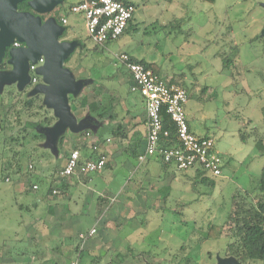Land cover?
<instances>
[{
  "label": "rangeland",
  "instance_id": "1",
  "mask_svg": "<svg viewBox=\"0 0 264 264\" xmlns=\"http://www.w3.org/2000/svg\"><path fill=\"white\" fill-rule=\"evenodd\" d=\"M71 1L53 13L55 21ZM123 1L134 5L133 17L124 35L103 54L114 59L117 68V56L129 52L159 74L182 75L174 80L188 94L186 112L198 120V131L214 141L223 163L221 176L204 172L192 187L195 172H182L181 202L186 207L180 214L160 217L159 210L158 216L146 217L149 226L131 235L143 245L139 241L113 248L112 239L84 250L100 234L83 238L61 229L67 215L64 205L80 197L82 178L70 183L73 191L57 189V183V193L47 195L72 147L67 129L54 141L47 140L46 131L57 119L43 96L31 93L36 86H5L0 92V264H177L187 259V264H216L231 241L225 223L232 195L253 196L264 165V0ZM69 21L68 32L83 49L92 48L80 19L70 15ZM233 49L232 64L224 68L223 58ZM67 65L72 67L73 60ZM104 69L112 71L110 65ZM132 97L142 107L141 98ZM76 99L70 98L69 105L78 107ZM75 111L70 113L74 121ZM81 203L73 207L80 211ZM210 224H225L217 240L206 238ZM124 225L120 236L128 238L132 224Z\"/></svg>",
  "mask_w": 264,
  "mask_h": 264
},
{
  "label": "crops",
  "instance_id": "2",
  "mask_svg": "<svg viewBox=\"0 0 264 264\" xmlns=\"http://www.w3.org/2000/svg\"><path fill=\"white\" fill-rule=\"evenodd\" d=\"M64 2L65 0H62L47 13H35L34 16L39 17L42 23L48 19L54 20L53 13L59 7L64 6ZM78 2L79 0L71 1L66 5L67 10L59 18V21L54 20L57 26L63 29L67 27V31L63 30V33L58 37V42L73 45L71 53L63 61L62 66L71 73L74 81L80 83L81 86L76 95L67 96V104L71 108V110L69 109L70 113L73 112L74 114L76 109L75 127L82 126L83 128L77 132L67 129L65 136L67 137L66 140L72 144L69 152L77 150L81 160L95 159L98 153H103L106 156V165L98 173L79 177L82 178V193L77 199L70 197L72 200H76L75 203L64 205L67 215L61 229L86 235L89 231L95 230L96 235L100 234L101 237L96 242L90 239L84 245V250L95 247L96 244L103 245L112 239L113 248L122 246L127 248L133 246L131 242L139 241L143 245L142 239L132 240L134 238L131 235L133 233L138 234L141 230L143 231L142 227L149 226L150 222L146 220V217L158 216L159 210L161 212L160 217H165L166 213L171 212L180 214L179 211L186 207L187 204L181 202L185 188L181 176L185 173L177 171L172 165L163 164L156 158H147L143 162L137 160L144 151L146 139L144 103L142 107H138L137 99L132 97L133 94L139 95L130 91V77L124 67L120 64V68H117L118 65L114 59H108L103 54L111 42L98 46L86 35L93 47L83 49L76 37L68 32L71 26L69 24L71 15L69 9ZM62 18L66 19V24L61 23ZM123 53L130 55L138 62L141 61L129 52ZM5 57L9 69L0 72L12 70V66L8 64V57ZM71 60H73V65L68 67L67 63ZM107 65L112 67L111 72L103 70V67L105 68ZM28 76L29 84L27 86H37L39 79H41L40 76L29 72ZM32 76L37 78V82L30 85ZM160 77L169 84H173L170 82L175 81L176 77H182V75L170 76L164 71ZM10 85L17 87V83L14 82L4 85L1 91L5 86ZM70 98L80 100L78 107L72 109V105H69L68 102ZM186 105L184 110L189 129L199 137H206L204 132L198 131L200 130V127L197 126L198 120L186 112ZM86 133H89L90 136L86 137ZM92 143L97 144L98 153L93 152L90 148ZM193 174L192 185L198 182L196 173ZM73 180H78V177L57 179L52 184L53 189L58 183L60 187L57 186V189L61 188L64 191L69 189L71 191L72 187L70 186L72 185L70 183ZM5 181L6 183L9 182L8 177ZM34 185L38 190L37 184H33L32 188ZM80 203L81 209L78 211L73 206H79ZM129 222L132 226L134 223L138 225L129 228L130 236L128 238L123 235L120 236L126 226L124 224ZM141 222L144 224L140 225ZM49 232L51 233V231ZM49 238L52 236L49 235ZM90 241L92 242L88 244ZM100 247L97 246V248Z\"/></svg>",
  "mask_w": 264,
  "mask_h": 264
},
{
  "label": "built area",
  "instance_id": "3",
  "mask_svg": "<svg viewBox=\"0 0 264 264\" xmlns=\"http://www.w3.org/2000/svg\"><path fill=\"white\" fill-rule=\"evenodd\" d=\"M135 7L117 0H79L70 7L69 12L77 16L89 39L98 46L119 39L126 31L133 17ZM62 18L61 23L66 24ZM20 43L14 41L12 47L18 48ZM118 62L128 72L130 91L138 94L144 103L146 139L139 162L147 158H156L164 164L172 165L177 171L207 172L213 177L221 176L223 163L214 141L209 137L195 135L188 126L184 107L188 94L184 88L169 84L162 77L154 74L144 64L133 60L130 55L122 53L117 56ZM43 64L40 57L35 64H28V72L35 73ZM37 78L31 77L30 83L35 84ZM169 117L175 128V146H166L168 130L163 128L161 113ZM89 137V133L85 134ZM93 152L98 153L95 143L90 145ZM106 156L98 153L95 159L81 160L77 150L69 152L64 166L58 171L57 179H70L98 173L105 168ZM33 190L37 187L34 185ZM54 189L52 194H56ZM95 230L88 232L91 237ZM83 234L80 237H86ZM76 264V263H72Z\"/></svg>",
  "mask_w": 264,
  "mask_h": 264
},
{
  "label": "water",
  "instance_id": "4",
  "mask_svg": "<svg viewBox=\"0 0 264 264\" xmlns=\"http://www.w3.org/2000/svg\"><path fill=\"white\" fill-rule=\"evenodd\" d=\"M62 0H0V62L8 57L12 66L9 72H0V92L4 85L16 82L19 90L29 84L28 64H35L42 57L43 65L35 71L42 84L37 85L32 94L43 95V104L53 112L57 123L46 131L47 140H55L66 129L77 132L83 127H75L67 104L68 95H76L80 83H76L71 73L62 63L73 49L72 44L59 43L63 28L53 19L41 22L28 12L17 11L18 4L26 2L28 8L37 14L49 12ZM16 41L22 45L13 48ZM264 264V258H263ZM217 264H236L231 258L219 260Z\"/></svg>",
  "mask_w": 264,
  "mask_h": 264
},
{
  "label": "trees",
  "instance_id": "5",
  "mask_svg": "<svg viewBox=\"0 0 264 264\" xmlns=\"http://www.w3.org/2000/svg\"><path fill=\"white\" fill-rule=\"evenodd\" d=\"M117 1L123 2L125 4L129 3L123 0ZM201 1L213 4L215 0ZM27 10H29V8L26 2L18 4L17 11L26 12ZM64 28V31L66 32L67 27ZM127 29L128 28H126V31ZM235 53L236 50L233 49L228 57L223 58L224 68H227L229 64H232L231 59L235 56ZM140 63L144 64L154 74L160 76L159 72L154 71L149 64H146L141 61ZM170 83H173L176 86L183 88L181 84H179V82L173 81ZM73 108L74 106H72V109ZM261 115L264 123V106L261 109ZM161 117L163 128L168 130L169 132V136L166 139L165 144L166 146H175L177 144L175 138V128L170 122L169 117L164 113V111L161 113ZM2 122L4 121L1 119L0 131L3 130ZM50 124L51 123H49V126ZM257 148L262 149L263 147L257 146ZM195 173L197 181H202V172L196 171ZM193 185L191 186L193 187ZM53 190L54 189L49 187L47 189V195H52ZM225 224H227L226 235L231 241L227 243L225 247L224 257L233 259L236 264H258L259 262H261L264 258V165L262 167L260 178L257 187L253 193V196L248 197L239 193L232 195L230 201V208L227 214ZM225 224H210L207 229L206 238L208 240H217L221 236L220 231L224 230ZM183 262L184 263L181 262L177 264H187L189 260L187 259Z\"/></svg>",
  "mask_w": 264,
  "mask_h": 264
},
{
  "label": "flooded vegetation",
  "instance_id": "6",
  "mask_svg": "<svg viewBox=\"0 0 264 264\" xmlns=\"http://www.w3.org/2000/svg\"><path fill=\"white\" fill-rule=\"evenodd\" d=\"M261 38H262V40L260 38H258V39H260V41H264V39H263L264 36L261 37ZM20 47H22L21 44H19L18 48H20ZM13 48H15V47H13ZM8 69L9 68H8V65H7V58L4 56V57H2L1 62H0V71H5V70H8ZM223 259H225V257ZM258 264H263V261L259 262Z\"/></svg>",
  "mask_w": 264,
  "mask_h": 264
}]
</instances>
